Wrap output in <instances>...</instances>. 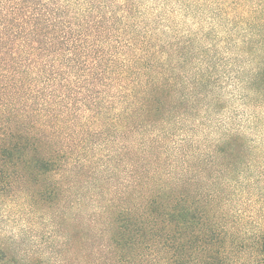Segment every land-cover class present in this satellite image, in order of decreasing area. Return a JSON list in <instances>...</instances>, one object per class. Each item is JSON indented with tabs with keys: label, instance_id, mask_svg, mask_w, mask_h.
I'll use <instances>...</instances> for the list:
<instances>
[{
	"label": "clouds",
	"instance_id": "obj_1",
	"mask_svg": "<svg viewBox=\"0 0 264 264\" xmlns=\"http://www.w3.org/2000/svg\"><path fill=\"white\" fill-rule=\"evenodd\" d=\"M0 264H264V0H0Z\"/></svg>",
	"mask_w": 264,
	"mask_h": 264
}]
</instances>
